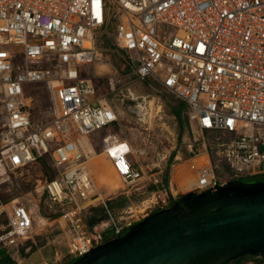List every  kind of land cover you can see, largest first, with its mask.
Masks as SVG:
<instances>
[{"label": "built area", "instance_id": "2783aa9c", "mask_svg": "<svg viewBox=\"0 0 264 264\" xmlns=\"http://www.w3.org/2000/svg\"><path fill=\"white\" fill-rule=\"evenodd\" d=\"M101 37L111 38L103 51L119 56L118 72L94 67ZM142 80L181 101L195 131L211 135L190 150L203 160L182 183L186 191L264 175V0H0V183L47 157L53 174L37 190L50 220L63 222L64 252L51 241L56 249L39 264L76 259L105 241L106 229L108 239L120 236L177 199L135 166L140 152L127 140L108 134L101 153L124 188L148 180L138 204L109 211L85 165L93 153L86 138L117 122L110 95L131 94ZM32 86L47 95L39 119ZM114 142L125 149H111ZM94 206L105 215L88 226L83 216ZM44 212L23 196L0 198V250L10 264L30 251L25 242L47 221Z\"/></svg>", "mask_w": 264, "mask_h": 264}, {"label": "rangeland", "instance_id": "374dc122", "mask_svg": "<svg viewBox=\"0 0 264 264\" xmlns=\"http://www.w3.org/2000/svg\"><path fill=\"white\" fill-rule=\"evenodd\" d=\"M102 42H107V44L111 45V38H105ZM100 51L103 57L101 64H105V67L100 66V63H96L94 67L99 69L98 73L104 74L110 72V70L112 71V69H109L110 67L118 72L121 68L119 56L114 53H105L102 47ZM91 69V65L86 67V70L89 72ZM146 83L147 80L132 81L129 85L131 94L123 90L120 93L111 94V104L118 113L116 124L88 136L95 154L87 157L85 165L92 177L93 183L98 191L101 192L105 201L124 197L126 203L122 207L130 202L136 205L146 197L143 191L149 185L148 180L139 182L132 188H124L110 169L104 155L100 154L102 150L100 139L102 137L109 134L115 139L127 140L140 152L137 157L132 159L136 163L135 166L140 164L143 173L149 179H152V177L159 179L166 174L167 186H169L170 182L176 193H179L178 196L188 192L186 191L187 188H183V185L180 186L182 188L177 186L179 180L188 178L193 173V168L200 163L199 160H193L194 155L191 152L195 147L197 148L196 138L200 136L204 139L211 138L210 134L205 135L206 133H202L200 135L199 132L195 131L193 123L181 112L182 109L180 111V126L175 117L168 112L167 104V102L175 104L177 100L156 86H154V91L149 90ZM32 87V91L38 98L37 106L33 108L32 114L34 115V119H39L41 116L37 112L45 109L47 95L41 86ZM171 153L172 156L170 158ZM202 160L203 158H201ZM47 161V157H42L36 163L27 164L20 171L9 173V179L0 183V198L8 199L23 196L25 199H29L31 203L34 201L40 210V214L43 213L47 207L43 204V196H40L37 189L43 177L53 174ZM242 180L247 182L254 181V179L246 178ZM124 191H129V194L125 196L123 194ZM113 209L117 211L115 207ZM46 217L47 221L39 220L38 228H35L32 233V246H41L39 255L44 259H49L56 248L52 244H49L48 241L53 239L54 236L62 234L63 222L50 220L52 219V215ZM36 233L37 236L34 237ZM103 236L104 240L111 238V229H106ZM58 240H63L62 236H59ZM62 243L61 241L60 244L62 245ZM59 252L62 253L64 250L59 248ZM68 260H71V258ZM254 260V257L247 258L241 264H255ZM72 261L73 259L68 263ZM258 263L264 264V258Z\"/></svg>", "mask_w": 264, "mask_h": 264}, {"label": "water", "instance_id": "95a60500", "mask_svg": "<svg viewBox=\"0 0 264 264\" xmlns=\"http://www.w3.org/2000/svg\"><path fill=\"white\" fill-rule=\"evenodd\" d=\"M264 257V181L186 192L68 264H227Z\"/></svg>", "mask_w": 264, "mask_h": 264}, {"label": "trees", "instance_id": "16d2710c", "mask_svg": "<svg viewBox=\"0 0 264 264\" xmlns=\"http://www.w3.org/2000/svg\"><path fill=\"white\" fill-rule=\"evenodd\" d=\"M103 40H105V37L99 38V40L97 42L98 47H100V48L102 47L103 49H108V48L110 49L112 47V45L107 44V42H105V43L102 42ZM167 104H168V112L175 117L176 121L181 126L180 111L183 108V103L181 101H178L177 100L175 104H172L170 102H167ZM171 156H172V153L170 154V158H171ZM246 179H254V181H264V175H255V176H251V177H246ZM161 183H162V185L167 186V177H166V174H164L162 176ZM151 188H153V187H151ZM173 201H171V202H173ZM171 202H170V204H171ZM125 203H126V199L124 197H118L117 199H110L108 201H105L106 208L109 211L113 212V213L116 212L113 209L114 207L118 211L119 209H121V207ZM44 214L48 216V215H50V212H44ZM104 215H105V210H104L103 207H101V206H94V207L89 208L88 213H86L83 216V222L86 225L91 226L92 224H94L95 222H97L99 219L103 218ZM52 218H53V215H52ZM29 244L31 245L32 244V241L28 240V241L25 242V245H29ZM32 245H31V249L30 250H32L34 248ZM247 258H253V257L246 256V255L245 256H240V257H238V258L233 259L232 261H230L229 264H241L242 261H244ZM262 258H264V257L254 258L255 259L254 260V263L257 264L258 262H260V260ZM10 262L11 261H10L9 257L2 250H0V264H10Z\"/></svg>", "mask_w": 264, "mask_h": 264}, {"label": "crops", "instance_id": "0c3cea01", "mask_svg": "<svg viewBox=\"0 0 264 264\" xmlns=\"http://www.w3.org/2000/svg\"><path fill=\"white\" fill-rule=\"evenodd\" d=\"M61 237V234H58V235H56V236H54L53 237V239H51L50 241H48V243L49 244H51V241H52V243L54 242H56V245H57V247L56 248H62V250H64L63 249V243H62V245L60 244V242L62 241L63 242V240H58V237ZM32 245V244H31ZM31 245H30V247H31ZM59 246V247H58ZM42 247L41 246H34V248L32 249V250H30L28 253H22V255H23V259H22V262H21V264H39V263H41V261L42 260H44V258H42L40 255H39V252H40V249H41ZM31 249V248H30ZM69 261H71V260H68V259H64L63 261H61L60 263H58V264H66V263H68Z\"/></svg>", "mask_w": 264, "mask_h": 264}, {"label": "bare ground", "instance_id": "6f19581e", "mask_svg": "<svg viewBox=\"0 0 264 264\" xmlns=\"http://www.w3.org/2000/svg\"><path fill=\"white\" fill-rule=\"evenodd\" d=\"M100 66H104V65H100ZM104 67H105V66H104ZM109 136H111V135H109ZM109 139H110V137H107L106 141H108ZM88 141H89V140L86 138V140H85L86 144H87ZM111 149H120V150H124V149H125V146H124V145H120V143H118V142H114V143H112V145H111ZM92 154H95V153H94V152H93V153H90V155H88V157H90ZM101 154H102V153H101ZM201 158H203V157H202V156H201V157H194L193 160H194V161L199 160V162H201ZM189 177H190V176H189ZM189 177H188V178H189ZM188 178H186V179H184V180H179L177 186H179V188H182V187H180V186L182 185V183H185V182L188 180ZM169 188H170V190H171L172 192H175V191H176L174 188H172V185L170 184V182H169ZM185 188H186V187H185Z\"/></svg>", "mask_w": 264, "mask_h": 264}]
</instances>
